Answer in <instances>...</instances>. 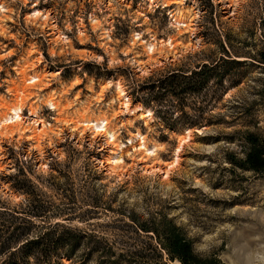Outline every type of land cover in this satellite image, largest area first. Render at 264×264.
<instances>
[{"label":"rangeland","instance_id":"obj_1","mask_svg":"<svg viewBox=\"0 0 264 264\" xmlns=\"http://www.w3.org/2000/svg\"><path fill=\"white\" fill-rule=\"evenodd\" d=\"M0 6L7 11L0 14V118L20 104L27 119L21 128H35L26 126L30 112L46 128L41 144L21 128L0 131V220L30 221L29 237L45 232L43 224L68 230L64 238L75 236L78 244L73 251L57 246L52 264H180L144 229L161 234L167 222L199 262L264 264V165L255 172L243 162L246 134L264 143V0H0ZM34 12L42 16L34 19ZM179 13L190 28L173 22ZM217 62L200 92L140 102L152 90L139 86ZM34 75L41 78L36 89L25 84ZM118 83L131 106L151 112L153 124L121 112L112 87ZM180 98L182 112L168 106ZM48 100L58 112L48 110ZM197 108L205 121L185 126ZM101 117L127 147L120 177L106 166L111 145L77 125ZM186 129L192 140L169 179L145 173L131 136L159 146L157 167L164 171ZM6 260L1 253L0 264Z\"/></svg>","mask_w":264,"mask_h":264},{"label":"trees","instance_id":"obj_2","mask_svg":"<svg viewBox=\"0 0 264 264\" xmlns=\"http://www.w3.org/2000/svg\"><path fill=\"white\" fill-rule=\"evenodd\" d=\"M220 61L224 63L230 62L229 64L234 65L240 64V62L235 60ZM218 63L211 68L207 65H202L198 71L191 72L189 76H182V79H176L177 76H174L176 74H170L166 78L150 82L147 86H139V91L143 89L152 90V94L142 96L140 102L144 106H148L167 96H189V93L200 92L208 83L209 76L215 74L211 72L216 69ZM259 63L264 64V58ZM154 89H157V92H154ZM185 100L180 98L178 102L176 100L169 101L168 106L182 112ZM196 111L199 115L186 122L185 126L194 127L205 121L202 108H197ZM245 141L250 146V149L245 155L243 162L244 164H249L248 168L256 172L264 165V143L254 134H246ZM243 162L239 164L241 168H243ZM30 224V221L16 218L14 215H12L10 220H0V255L1 253L7 255L6 264H52L53 255H60L57 254V246L65 243L73 251L74 247L78 244L76 240H72L76 238L75 236H72L70 239L64 238V234L68 230L63 231L61 226L57 224H54V226L48 225L47 227H44L45 224L40 225L41 229L45 230V232L35 237H29ZM167 224V229L162 230L161 234L155 228L147 230L148 227L144 226V229H146L145 232H152L154 234L157 247L166 254L169 261H178L180 264H209V261L199 262L194 257L188 242L179 233L178 228L172 225L171 222H167ZM158 255L161 257L160 253ZM64 257L70 258L69 254H64Z\"/></svg>","mask_w":264,"mask_h":264},{"label":"bare ground","instance_id":"obj_3","mask_svg":"<svg viewBox=\"0 0 264 264\" xmlns=\"http://www.w3.org/2000/svg\"><path fill=\"white\" fill-rule=\"evenodd\" d=\"M150 4H154V0H147ZM165 7H167L165 5ZM7 11L3 9V7L0 6V14L6 13ZM42 16L39 12H34L32 17L34 19H37L38 17ZM44 19H46V16H43ZM171 18H174L173 15ZM178 19L174 18L173 22L176 24L177 27L180 28H187L190 25H188V21H185L182 16H180V13L178 14ZM191 24V23H190ZM190 28V27H189ZM62 39H64L62 37ZM141 40L140 35H136L135 41ZM154 41V40H152ZM165 45L173 49L174 45L172 44V40L168 39L165 42ZM146 53L148 56H153L156 51V46L154 43H149L146 45ZM57 76V75H55ZM41 78L39 76H30L28 79L25 80L26 86H30V88H35L40 84ZM109 87H111V82L107 83ZM112 87L116 90V95L118 96V100H122L120 103V110L123 114L127 115V118H135L138 117L140 120L144 122V125L147 127L150 124H153L155 122V119H152V114L148 109L143 108L140 104H137L136 106H131L129 104V100L127 99L125 92L121 85L115 84ZM100 104V102H98ZM46 107H48V110L52 112H58L59 109L55 103H53V100H48L45 104ZM23 110L24 108L22 105L18 104L15 107H12L7 110L6 113L2 115L0 118V131L9 130L10 128H21L22 125H24L27 119L23 118ZM120 112V113H121ZM117 117V115L115 116ZM29 118L32 122H29L26 126L31 125L35 128L32 130L31 128H21L18 132L20 133H29L32 134V137H27L28 140H34L37 144H41V141L46 136V132L44 129V122L39 118L38 113L30 112ZM150 121V122H149ZM74 123L68 122L65 123V125L72 131H77L75 127H72ZM78 127L83 128L80 133L83 134L84 131L88 130L94 137H102L106 139L107 144L113 149L111 151V157L107 159L106 166L109 169V173L112 175H117L120 177L121 172H125V162L123 160V154L125 152V149L127 148L124 144L118 141L116 133L111 130L110 121L106 117H101L96 120H82L79 123H77ZM198 134H200V131H195ZM192 134L193 132L191 130H186L181 136H178V144L177 148L175 150V156L174 160L171 163L165 164V170L162 171L157 167L158 164V152H159V146L158 145H152L148 146L147 141L145 137L139 133L133 134L131 138L129 139V146L135 153L140 155L139 163L146 166L143 168L144 172L147 174H153L155 172H161L164 175V179H169V173L172 172L171 170L178 165L179 162V155L181 150L184 148V144H187L190 140H192ZM137 145V146H135ZM148 162L155 163L156 166L154 167V164H151L150 166L147 165Z\"/></svg>","mask_w":264,"mask_h":264}]
</instances>
